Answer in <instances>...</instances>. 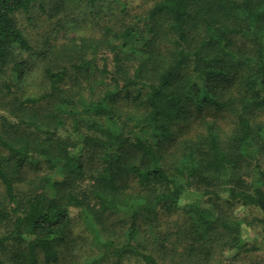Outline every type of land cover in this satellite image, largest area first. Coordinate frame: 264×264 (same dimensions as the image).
<instances>
[{"label": "trees", "instance_id": "16d2710c", "mask_svg": "<svg viewBox=\"0 0 264 264\" xmlns=\"http://www.w3.org/2000/svg\"><path fill=\"white\" fill-rule=\"evenodd\" d=\"M43 1L0 0V264L57 262L74 219L98 251L85 264H212L222 250L227 264H243L260 248L244 227L264 238V0H157L120 30L33 51L15 15ZM100 1L53 0V15ZM237 40L248 48L236 50ZM28 53L40 59L31 68ZM222 111L233 115L229 131L217 123ZM196 118L204 133L169 152L177 127ZM88 153L97 165L82 189ZM41 164L48 173L26 177ZM192 183L261 217L181 206ZM178 212L187 228L160 234L159 216ZM116 213L121 235L102 237L114 228L104 216Z\"/></svg>", "mask_w": 264, "mask_h": 264}, {"label": "rangeland", "instance_id": "374dc122", "mask_svg": "<svg viewBox=\"0 0 264 264\" xmlns=\"http://www.w3.org/2000/svg\"><path fill=\"white\" fill-rule=\"evenodd\" d=\"M52 1L44 0L45 9L43 10L39 9L37 3H35L28 12H18L15 15L16 24L23 30L33 51L43 50L48 48V46H58L62 43H67L72 38L98 39L102 36L105 27L120 30L144 15L157 0H102L92 6L85 2H80L70 9L62 11L58 15H53L54 9ZM245 48H248V45L242 40H237L235 49L243 51ZM22 57L27 58L28 68H31L33 62H40V59L35 54L28 53L24 54ZM40 72L39 68L30 72L27 71L23 88L28 93L38 89ZM27 84L30 85V87ZM93 89L94 92H98V87ZM89 93L91 95L92 91L88 90L86 95L89 96ZM121 106H123L125 110H128L132 108L133 105L130 102L122 101ZM210 112L212 111H209V115L206 114L207 119H211ZM0 115H5V112L0 110ZM203 115H205V113ZM194 117L195 116L192 118ZM216 118L217 123L227 131L233 126V115L230 112H218ZM69 131L70 130H68V132ZM204 131V124L201 120H197V118L193 119L190 123L180 124L177 127L176 137L168 148V151L174 152L176 145L181 143L182 140L195 138L203 134ZM73 136L76 138L75 135ZM88 155L89 153L85 155L86 158L84 159V166L87 170L84 177L85 179L78 181L82 189L88 188L90 181L88 180L89 177L87 174L90 172V169L95 168L97 165V158L94 157L91 159ZM262 163H264V159ZM48 170L49 169L44 164L37 167H27L25 168V175L27 178L37 179L38 176L48 173ZM254 176L255 171H252L250 176L245 177L247 183H251ZM204 188L202 184L192 183L189 190L181 196L180 205L184 206L185 204H190L194 208H205L215 213H217V211H222L241 218L245 217L249 219L254 216L261 217L260 211L254 207L243 206L239 203L229 204L225 202L226 192L223 191L219 192L220 197L217 200H209V198L213 199V197L204 195L202 193ZM104 217L107 218L108 222H110L114 228L107 234L106 232H101V236L121 235L126 220L122 219L117 213L109 216L105 215ZM159 218L161 225L158 232L160 234L170 232L172 233L171 238H175V230L178 229V226L181 229L187 228V213L178 212L171 215H160ZM4 230L5 227L0 223V233L4 232ZM243 233L246 237L254 239V241L260 245V248L257 251L250 252L241 257V262L243 264H264V238H262L260 228L256 224L253 226H245ZM147 234L148 233L145 234L144 231H142L139 237L140 240L145 238ZM183 239V243H181L179 249L182 248L183 244L186 242L185 238ZM97 252L83 222L79 219H74L70 227L68 238L60 248L59 259L57 262L50 264H85V262L96 255ZM227 255V251L222 250L221 254L217 257L219 261L215 260L212 264H227ZM38 264L45 263L39 261ZM103 264H141V262L136 261L134 257H124L119 263L115 262L114 259H109Z\"/></svg>", "mask_w": 264, "mask_h": 264}]
</instances>
